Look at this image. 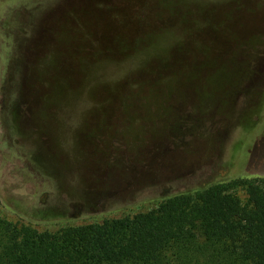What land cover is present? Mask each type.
Wrapping results in <instances>:
<instances>
[{
	"label": "trees",
	"instance_id": "trees-1",
	"mask_svg": "<svg viewBox=\"0 0 264 264\" xmlns=\"http://www.w3.org/2000/svg\"><path fill=\"white\" fill-rule=\"evenodd\" d=\"M75 1L50 0L41 10L24 3L25 27L13 34L6 75L14 147L34 166L42 196L86 213L106 181L117 190L128 177L164 182L165 167L156 160L174 163L178 122L197 127L216 116L229 122L243 98L254 102L264 65L252 70L247 87L238 52L250 48L252 58L262 57L264 27L249 30L238 0ZM221 2L232 3L235 18L210 7ZM25 43L34 57H23ZM207 69L231 72L224 79L210 75L211 83L229 85L222 112L209 93L197 113L184 106L172 114L155 111L146 114V126L131 114L133 103L171 100L180 72L189 71L196 85L198 73ZM120 120L141 129L119 127ZM197 129L195 137L205 135ZM192 142L184 149L195 159L201 154L189 152ZM90 160L102 182L88 188L81 180L84 189L77 184L78 167ZM161 198L146 211L58 231L0 215V264H188L204 258L264 264V177L231 178Z\"/></svg>",
	"mask_w": 264,
	"mask_h": 264
},
{
	"label": "rangeland",
	"instance_id": "rangeland-1",
	"mask_svg": "<svg viewBox=\"0 0 264 264\" xmlns=\"http://www.w3.org/2000/svg\"><path fill=\"white\" fill-rule=\"evenodd\" d=\"M50 0H0V215L18 222L20 224H31L39 231H58L68 225H78L91 222H99L105 218L120 217L124 215H133L136 212L146 211L156 207L166 196L173 192L190 191L196 188L204 187L217 181L228 180L236 177H264V80L261 91L255 94L254 102L250 99L241 100L237 106L238 112L234 120L222 121L218 116L202 125H196L205 135L197 136L199 130L197 127L181 122L175 125L178 137L176 147L171 150L170 155L174 163L167 162L164 158L156 160L165 168L161 172L164 174L161 184H154L149 181V176L137 179L128 177L123 180L121 190L115 189L112 181H106L101 184L102 189L97 193L96 200L90 204L92 207L81 213L78 207L64 208L61 204L45 201L42 196L43 186L34 179V166L26 159L19 156L15 149L14 139L9 129V101L8 94L10 85L8 83L6 70L11 64L9 58L10 47L15 43L13 34H16L20 28H24L23 20L26 18L22 11L24 3L33 5L32 8H46ZM240 1V3H239ZM82 3L76 0L75 4ZM241 4L244 23L249 30H255V27H264V0H238ZM210 7L216 9L219 13L235 18L236 14L232 10V3L221 2L219 4L211 3ZM39 8V9H40ZM230 8V9H229ZM40 9V10H41ZM232 11V12H231ZM49 14V13H48ZM47 14V15H48ZM41 16H45L43 11ZM46 15V16H47ZM264 39V36H263ZM258 45V44H257ZM261 43L259 44V46ZM32 47V45L30 44ZM264 48V46H263ZM27 43L23 45V57H34ZM43 50V49H42ZM42 50L40 53H42ZM247 50V49H246ZM238 52L239 61L245 62L247 74L245 73V85L251 86L253 69H258L261 64L264 65V52L260 49L262 57L252 58V50ZM51 48H48L46 68L51 63ZM39 53V52H38ZM223 63H228L226 56L220 57ZM249 62V66L248 63ZM5 70V71H4ZM230 71H210L204 70L198 73L197 83L189 82L190 72L182 71L177 77L179 87L173 91V98L159 104H148L143 102L133 103L131 105V114L144 120L142 126H146V114H152L158 111H167L172 114L174 110L188 108L191 112L197 113L204 105L203 98L207 94L214 95L217 106L216 110L222 112L226 107L224 97L228 91L229 85L219 80L216 85L210 82V75L213 74L216 79H224ZM189 82V83H188ZM214 84V85H213ZM245 97V96H244ZM233 118V117H232ZM94 116L91 117L90 124L96 123ZM119 127L128 126L133 132L141 129V124L134 121H115ZM140 123V122H139ZM152 124L148 125L151 128ZM195 137V138H194ZM193 141V142H192ZM189 152L201 154L199 157L192 158L184 147L191 143ZM173 146V145H172ZM133 156L130 155L128 160ZM194 159L193 163L185 164ZM165 162V163H164ZM96 163L90 160L88 163L79 166L77 184L85 189L83 182L87 187L93 188L102 182L100 172L94 174ZM122 169V165H118ZM143 170L147 171L148 168ZM142 172V171H141ZM150 172V171H149ZM83 180V182L81 181ZM95 200V201H94ZM78 208V209H77ZM219 264V262L205 258L198 262L188 264Z\"/></svg>",
	"mask_w": 264,
	"mask_h": 264
}]
</instances>
